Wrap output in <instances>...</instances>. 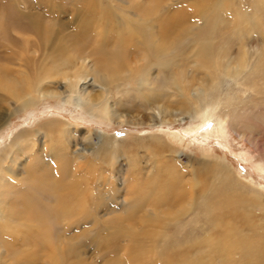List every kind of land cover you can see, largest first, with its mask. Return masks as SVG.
<instances>
[{
    "label": "rangeland",
    "instance_id": "374dc122",
    "mask_svg": "<svg viewBox=\"0 0 264 264\" xmlns=\"http://www.w3.org/2000/svg\"><path fill=\"white\" fill-rule=\"evenodd\" d=\"M89 1L0 0V17L6 13H22L31 20L39 21L44 27L51 25L50 29L54 31L50 34L46 47H43L32 44L38 42L37 38L31 32L22 31L19 23L21 20L17 21L9 17L6 19L5 28H0V87L2 88H0V122H4L3 127L0 128V148L9 146L12 138L21 131L32 133L40 131L38 136L29 137L22 145L20 157L17 163L12 165L19 170L20 184L17 187H8L6 186L8 184L5 185L6 187L3 186L4 199H14L18 195L27 194L35 202L42 205L48 204L53 201V196L45 195L43 189L35 187V183L28 179L29 174L31 171L38 173L45 170L42 161L51 166L58 164L64 169H69L68 176L71 179H79L80 191L87 193L88 198L92 197L91 200L99 197L103 202L99 204L102 207L100 206L98 211L94 212L88 201L90 217L84 218L80 224L61 223L57 221L55 215H50V212L47 214V220L51 222L49 228L54 237L64 240L67 246H80V256L71 255L72 257L66 259V264H120V260L126 259L128 241L118 232H113L112 220L115 222L113 218L118 215L124 216L123 218L128 217L123 214L124 210L137 198L135 190L131 187L134 181L148 182L152 179L156 180L158 176L160 188L163 187L164 190H171L170 186L176 183L177 190L185 188L188 191L189 188L184 185H190L187 197L177 201V208L171 209L177 210V217L187 220L189 219L187 211L196 199L195 194L209 192L212 189L210 187H213L220 174L215 171V168L221 165L226 167L225 169L237 180V183L244 187V189L237 188V191L227 196V198L230 196L232 201L238 202L224 207L221 211V221H218L219 217L216 216V219L218 218L216 224L202 221L184 230L179 238L180 245L170 254L173 258L176 257L177 264H185V258H189L187 264H197L199 261L197 258L208 261L210 264H264V94L256 93L240 83L234 76H224L221 80L220 99L225 101L226 96L233 95L241 100H249L252 104L240 106L235 112L229 111L227 122L223 130H220L217 118L221 106L211 109V116L208 118L196 117V104L192 105L193 96H198L199 99L204 98L206 94L203 92L204 89L208 90L209 83L205 81V76L200 70L195 72L193 61L186 67V79L194 85L192 88L198 89L192 90V95L185 104L179 102L182 100L179 92L177 95L172 94V89L165 90L159 96L153 95L151 103H146L138 97L133 82L129 83L131 86L119 82L118 86L121 87L116 89V86H111L112 91L110 90V95H107L106 106L110 110L109 117L99 115L96 118L73 104L72 100L63 101L61 97L65 95L63 91L66 86L61 75L45 80L40 89L32 95L37 102L34 106L22 107L21 101H15L13 96L4 89V86L14 87V81L23 77L25 72L28 73L25 67L26 62H30L31 71L36 72L41 66H53L50 55L54 58L56 54L60 59L73 56V63L65 69L68 75L73 76L75 68L73 66L76 65L84 66L88 70L86 75L89 84L85 94L98 98L97 95L103 93L99 86L101 82L95 81L97 76L94 72H98L101 76L111 73L103 69L105 49L99 47L100 37L95 31L99 28V24H95L101 21L99 16L96 17L97 22L85 28L87 32L81 33V39H74V34L90 20L87 16L86 18L81 16L85 13L86 4ZM105 1L111 6L110 12L114 10L119 14L121 11L117 7L125 6L128 11L138 13L132 4L150 2V0H95V3L101 5ZM196 1L166 0L162 13L158 15L168 17L171 12H179L183 6L189 8ZM253 3L254 0H243L238 3L239 5L235 4V9L240 6L250 14ZM229 11L218 16V23L222 28L232 24L233 18ZM261 15L264 18V9L261 10ZM191 19L193 21L191 20L190 24L198 22V19ZM157 21L160 23L161 20L157 19L155 22L159 28ZM260 27L242 23L237 30L230 33H225L226 29H219V37L223 39L222 45L225 44L228 48V58L233 66H237L241 58L243 59V54L248 55L249 59L256 60L264 47V21ZM58 40L63 43L61 47ZM111 43L112 38L107 42L109 50L119 49L117 44L111 45ZM125 53L127 56H133L132 60L137 61L138 55L135 53L131 55L129 48L125 49ZM175 63L177 59H173L164 67L165 73H172V66ZM139 64L140 62L132 61L134 67H138ZM154 80L155 82L164 80L163 72H160L159 67H155L149 73V83L152 87L156 84ZM56 93L59 95L56 96ZM232 113L235 114L232 115ZM49 122L61 125L64 123L63 126L71 133H62L60 127L59 129L55 126L56 129H54V127L48 128V125L43 130V125ZM105 140L110 142V147H114L108 149ZM82 146L89 149V153L82 161V163L87 162L84 166L74 163L75 150ZM110 152H115L114 157L109 154ZM63 155L68 156L67 160L70 159L72 163L66 162L63 165L61 161ZM172 172L175 175L171 176ZM28 191L30 193H27ZM252 191L260 194L258 203L253 201L255 198ZM108 196H114V199L110 200ZM166 207L159 206L158 209L162 208L160 210L162 211ZM152 208L154 209L155 206H149L135 215L140 218L142 214L146 216L145 210L151 211ZM165 223L173 225L174 222ZM134 225L136 231L141 233L142 229L158 232L162 230L161 227H166L157 221L148 223L138 221ZM226 233L237 245L232 251L214 249L211 241L218 240L219 236L221 238L226 236ZM113 236L116 237L114 241L117 245L107 249L106 246L112 243ZM44 246L47 247L45 250ZM23 248L24 246L20 247V251L24 250ZM34 249H37L33 253L36 252L38 257L35 253L36 255L33 254L34 256L30 259H23L17 264H48V244L41 242ZM114 249L117 250L113 252ZM2 252L5 259L1 264H12L10 250L3 247ZM157 263L163 264L156 256H149L139 264Z\"/></svg>",
    "mask_w": 264,
    "mask_h": 264
},
{
    "label": "bare ground",
    "instance_id": "6f19581e",
    "mask_svg": "<svg viewBox=\"0 0 264 264\" xmlns=\"http://www.w3.org/2000/svg\"><path fill=\"white\" fill-rule=\"evenodd\" d=\"M165 1L166 0H150L149 3L132 4V7H134L138 13L128 11V8H125V6L124 8L117 7V9L121 11L120 14L114 10L110 12L111 6L107 1L98 5L95 3V0H90L86 4L85 13L81 16H85L84 18L87 16L90 20L86 25L83 24L81 27L79 26L81 30L74 34V39H81V33L85 31V28H87L89 24L97 22L96 17L99 16L101 21H98L95 25L99 24L98 26L100 29L97 28L95 31L100 37L98 41L99 47L105 49L106 57L104 56L103 59V69L111 74L101 76L98 72H94L97 76L95 81L98 80V82L100 81L102 83H99V86H101L100 91L103 93L97 95L99 96L98 98L85 94V92H87L85 89L89 81L86 75L88 70L85 69L84 66H73L75 67L73 76L68 75L69 73L67 74V71H65L66 67H69V65L73 63L74 58H72V55L60 59L56 54V57L53 58L47 53L52 59V64L54 63L53 66H41L40 70H36V72L31 71L30 62L25 61V67L28 73H23V77L14 81V87L4 86V89L13 96L15 101H21L20 105L22 107L34 106L37 102L32 95L40 89L45 80L53 76L61 75L63 77L62 79L65 80L66 86V89L63 91L65 95L62 96L60 94L63 101L70 102V100H72L73 104L84 109L87 113L96 118L99 115L109 117L110 110H108L106 106V102L108 103L107 95H110L111 86H116V89L121 87L118 86L119 82H124L128 85L130 82H133L138 97L142 98L146 103H151L150 101L153 95L159 96L163 94L165 90L172 89V94L177 95L179 92V96L182 98L179 102L185 104L189 96L192 95V90L198 89L196 87L192 88L194 85L191 84V81L189 82L186 79V67L193 61L195 72L196 70H200L205 76V78L203 77L206 79L205 81L209 83L207 87L208 90L205 91L204 89L203 93L206 94L204 98L199 99L198 96H193L194 102L192 105L196 104V117L200 119L208 118V116H211V109L221 106L219 117L217 118V125L220 130H223V126H225L227 118L229 117V111L235 112L238 110V107L249 106L252 102L246 99L241 100L235 98L233 95L226 96L225 101L221 100V96H219L221 80L224 76H234L240 83L253 89L256 93L264 94V47L261 52H259V55H257L256 60L249 59L247 57L248 55L243 54V59L241 58V61H239L235 67L228 58V48L225 44L222 45L221 40L223 39L219 37V29H226L225 33H230L231 31L237 30L242 23L249 24L252 27L258 25L260 27L264 21L261 15V10L264 9V0H254V3L251 5L252 13L250 14L246 13L240 6L236 7L237 10L235 9V4L239 5L238 3L243 2V0H215L214 2L211 0H197V3H193L191 7L187 8L183 6L182 10L179 12L173 11L168 14V17H165L166 15L159 16L158 14L162 13L164 8L163 4H166L164 3ZM179 1L183 2L184 0ZM227 10H230V16L233 18L231 20L232 24L222 28L219 26L218 16H221V13H226ZM166 11L168 12V10ZM9 17L15 18L17 21L21 20L19 23L22 31L31 32L35 35L38 42L32 43L33 45L46 47L50 34L54 32L50 29L51 25L49 27H44L39 21L31 20L22 13H6L0 17L1 29L5 28L7 24L6 19ZM191 18L198 19V22L196 24H190ZM157 19L161 20L160 23L157 21V23H159L158 26H160L159 28L155 25ZM9 21H11V19ZM252 29L253 28H251V30ZM110 38H112L111 45L117 44L119 49H108L107 42ZM60 40H58V44H60L59 47L63 44ZM28 45L30 44L28 43ZM128 48L130 49L131 55H133V53L138 55L137 61L132 60L133 56L126 55L125 49ZM60 49L64 51L63 48ZM173 59H177V63L172 66V73L167 74L165 73L164 67L169 65ZM46 60H48V57H46ZM132 61L140 62V64L138 67H134L132 66ZM155 67H159L160 72H163L164 80L163 82L157 80L155 82L154 80L156 84L152 87L149 83V73ZM57 95H59V93H56V96ZM234 114L235 113H232V115ZM63 124L49 122L43 125L42 129L45 130L47 125L48 128L54 127V129L60 127L62 133L68 132L70 134L71 132L67 131ZM3 125L4 122H0V128L3 127ZM39 134V130L33 133L21 131L12 138L13 140L9 142V146L5 145L3 148H0V264L4 262L5 259L4 252H2L3 247H7L10 250L12 254V264H17L23 259L27 260L33 257V254L36 253H33V251H37L34 247H38L41 242L48 244V264H66V259L71 255L80 256V246H67L64 244V240L53 236L49 228L51 222L49 219L47 220V214L50 212V215H55L57 221L61 223L70 222L69 224L71 225L75 223L80 224L84 218L90 217L88 201L90 202V207L94 209V212L98 211L97 209L101 206H99V204L103 202L99 197L91 200L92 197L88 198L87 193H84L82 190L80 191L78 188L79 179H71L68 176L69 169H64L63 166L58 164L51 166L48 165V163L45 164V161H42L43 163L41 162L45 170L38 173L31 171L28 179L35 183V187L43 189L45 195L53 196V201L42 205L32 200L27 194L18 195L14 199H4L2 188L6 186L17 187V185L20 184L19 170H17V167L13 168L12 165L17 163L22 145L27 142L29 137L38 136ZM105 145L108 149L114 147H110V142L108 140H105ZM88 150V148H84L83 146L76 148V156L74 158V163H76V165L80 163L84 166L87 163H82V161L89 153ZM65 153L67 154V152ZM109 154L114 157L115 152H110ZM45 155L48 156V154ZM65 156L66 155H63V157H61L63 165L66 162L72 163L70 159L67 160L69 157ZM225 168L226 167L221 165L215 168V171L220 174L217 177V181L214 182L213 187H210L212 189L209 192L195 194L196 199H194L190 210L187 211L189 215V219L187 220L177 217V210L172 211L171 209L177 206V201L179 202L187 197L190 191V185H184L189 188L188 191L185 188L177 190L176 183L170 186L172 187L171 190H164L162 189L163 187L160 188L159 181L157 180L158 176L156 180L152 179L148 182L145 181L141 183L137 180L134 181L131 187L135 190L137 198L124 210L123 214L128 217L123 218L124 216L119 217L118 215L113 218L116 220L115 222L112 220L113 224L111 228L114 229L113 232H118L120 236L126 237V241H128L125 252L126 259L123 261L120 260V264H139L143 262L144 259L149 258V256H156L159 262L163 264H177L176 257L173 258L170 253L180 245L181 241L179 238L183 231L188 229L191 225H196L202 221H209L212 224H216L218 219H216V216L219 217L218 221H221V211L224 207L233 202H238L232 201V198H230V196L227 198V196L237 191V188L244 189V187L239 185L237 180H235ZM173 175L175 174L172 172L171 176ZM252 192L255 198L253 201L258 203L257 201L259 200L260 194L254 191ZM27 193L30 192L28 191ZM107 198L113 200L114 196H108ZM168 204H174L175 206L170 207ZM149 206H155V208H152L151 211L145 210L147 212L146 216L143 214L141 218L137 216L139 212L141 213ZM159 206L167 207L160 211L162 208L159 210ZM166 220L173 221V225H167V223H165L167 222ZM138 221L141 223L157 221L160 225L164 224L166 227H161L162 230L158 232H155V230L146 231L142 229L141 233L134 228V223ZM112 240V243L106 246L107 249L114 248L117 245V242L114 241L116 240L115 236H113ZM211 243V245H214V249L216 248L223 251H232L233 247L237 245L234 241L230 240L227 233L226 236H222V238L219 236L218 240L213 239ZM23 246L24 250L20 251V247L22 248ZM45 248L47 247L44 246V250ZM116 250L117 249H114L113 252ZM36 256L38 257V254ZM197 259L199 260L197 264H210L208 261H204L201 258ZM188 261L189 258H185V264H187Z\"/></svg>",
    "mask_w": 264,
    "mask_h": 264
}]
</instances>
